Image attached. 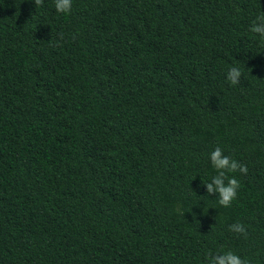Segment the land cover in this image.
Instances as JSON below:
<instances>
[{"label":"trees","instance_id":"obj_1","mask_svg":"<svg viewBox=\"0 0 264 264\" xmlns=\"http://www.w3.org/2000/svg\"><path fill=\"white\" fill-rule=\"evenodd\" d=\"M262 13L0 0V264H264ZM216 147L248 167L229 207L203 185Z\"/></svg>","mask_w":264,"mask_h":264},{"label":"clouds","instance_id":"obj_2","mask_svg":"<svg viewBox=\"0 0 264 264\" xmlns=\"http://www.w3.org/2000/svg\"><path fill=\"white\" fill-rule=\"evenodd\" d=\"M36 7L43 5V0H34ZM55 9L58 13L68 15L72 11L73 0H54ZM250 31L261 37V44L264 45V13L256 17L252 22ZM242 71L238 67H231L227 72V80L232 85L240 83ZM212 166L216 170V175L212 177L211 182L203 183L206 186L207 193L212 195L218 193L219 204L225 207L232 205L238 197L240 180L236 176H229V173L239 172L247 174L248 167L231 156L225 155L220 147H216L210 153ZM229 230L237 234H242L245 238L248 235L247 229L242 223H235L229 226ZM208 264H250V262L233 251H226L207 254Z\"/></svg>","mask_w":264,"mask_h":264}]
</instances>
